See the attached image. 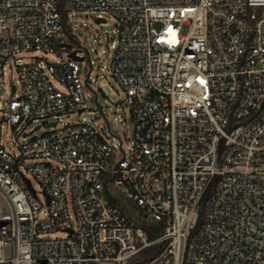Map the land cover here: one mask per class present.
<instances>
[{"label":"built area","instance_id":"2783aa9c","mask_svg":"<svg viewBox=\"0 0 264 264\" xmlns=\"http://www.w3.org/2000/svg\"><path fill=\"white\" fill-rule=\"evenodd\" d=\"M61 1L0 0V78L5 64L19 75L0 79V264H130L153 245L143 264H264V0H72L68 18L119 22L108 67L134 122L127 148L83 116L107 75L71 44ZM42 51L66 57L18 56ZM40 120L32 131L50 130L27 137Z\"/></svg>","mask_w":264,"mask_h":264},{"label":"rangeland","instance_id":"374dc122","mask_svg":"<svg viewBox=\"0 0 264 264\" xmlns=\"http://www.w3.org/2000/svg\"><path fill=\"white\" fill-rule=\"evenodd\" d=\"M99 12L94 10H85V9H74L72 16L69 18L70 22H73L77 29L78 37L83 42V45L88 48L90 51V58L93 61L92 76L97 77L100 71L104 72L107 75V78H98L94 89L97 91L98 103L103 107L104 113H106L107 118L110 121V130L105 128L104 119L98 109L97 102H93L91 109L84 111L83 116L86 117V120L91 123L108 141L114 142V134L120 135L124 140V147L127 148L128 145L133 140L134 136V122L130 115V112L127 108V105L124 103L125 94L112 75L111 69L108 67L109 59L114 51L111 47L112 37L114 40L118 39L117 29L119 28V22L115 16L109 12H103L102 16L106 18L105 22H96ZM113 30L115 33H113ZM109 37V39H108ZM18 56L22 57L24 62H30L37 60L38 57L46 59L48 62H56L60 58H65L66 55H57L52 52H27L21 53ZM5 66V75H2L0 78L10 89L12 83L19 86L18 79L19 75L14 68L13 70L9 65ZM55 83H57L55 81ZM59 88L64 89V87L58 84ZM11 99V98H10ZM10 99H7V96L0 98V120L5 116V112L8 110V104ZM83 116L71 115L72 118H82ZM69 120L67 117H64V121ZM43 121L33 122L29 125L26 130L27 137H33L37 134H43L46 131L50 130L46 127H42L37 131H32L37 124H41ZM4 127L2 129V142L5 148L9 150H14V145L12 144V129L11 126L7 123L6 120H3ZM46 124V122L44 123ZM54 164H58L56 161ZM33 185L36 190L40 191L41 186L37 180L32 178ZM0 206L4 209L6 213H10L8 203L5 198L0 194ZM57 237H64L65 233L57 231L55 232ZM46 237H50V234H45ZM13 255L12 244L7 245L6 247V257L11 258ZM142 261V258L139 256L133 258L130 264L134 262ZM108 264H116L109 262Z\"/></svg>","mask_w":264,"mask_h":264},{"label":"trees","instance_id":"16d2710c","mask_svg":"<svg viewBox=\"0 0 264 264\" xmlns=\"http://www.w3.org/2000/svg\"><path fill=\"white\" fill-rule=\"evenodd\" d=\"M73 9V4H72V0H62L60 3V11L62 13L63 16V20L67 25V30H68V34L70 37V41L71 44L74 47H83V42L81 41V39L78 37V33H77V29L75 27V25L73 24V22H67L69 20L68 18V10H72ZM120 205H125L124 207L126 208V210L128 211L129 214H133L132 212L134 211V207L132 206H128L125 203H120ZM138 219H141L146 227V229L148 230V235L149 237L152 239L154 237H156V235L162 230V226L157 223V222H149L146 223V221L143 220V218L140 216L138 217ZM161 249V245H153L150 247H147L145 249H143L140 252V257L142 258V261H138V262H134L133 264H143L147 259L153 257L154 255H156ZM138 255V256H139ZM185 264H187V260L185 262Z\"/></svg>","mask_w":264,"mask_h":264},{"label":"water","instance_id":"95a60500","mask_svg":"<svg viewBox=\"0 0 264 264\" xmlns=\"http://www.w3.org/2000/svg\"><path fill=\"white\" fill-rule=\"evenodd\" d=\"M104 21H105L104 18H101V17L96 18V22H98V23H100V22H104ZM70 56H71L72 58H75V59H80V60H83V59H84V57H80V56L77 55V50H76V49L73 50V51L70 53ZM13 91H14V87H13ZM97 105H98V109H99V111H100V113H101V115H102V117H103V119H104V122H105V124H106L108 130H110V121H109V119L107 118L106 114H105L104 111H103V108L100 106V104H99L98 102H97ZM79 112H81V111H79ZM50 124H51V125H55V124H56V121H53V122H51ZM38 127H39V126H37V128H38ZM121 149H123L122 146H121ZM48 202H49V198H48Z\"/></svg>","mask_w":264,"mask_h":264}]
</instances>
